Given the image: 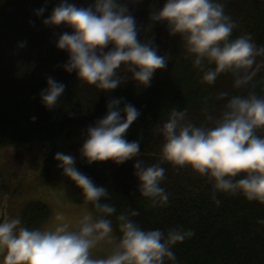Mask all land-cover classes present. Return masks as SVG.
Here are the masks:
<instances>
[{
    "label": "clouds",
    "instance_id": "obj_1",
    "mask_svg": "<svg viewBox=\"0 0 264 264\" xmlns=\"http://www.w3.org/2000/svg\"><path fill=\"white\" fill-rule=\"evenodd\" d=\"M140 2L93 0L88 7H77L60 0L42 23L52 29L61 25L71 29L55 40V47L68 56L62 69L75 72L81 84L106 94L129 80L138 89L149 88L154 74L167 67L169 58L159 54L153 37L139 38L146 26L137 23L129 6ZM46 7L37 9L35 16L42 17ZM157 24L165 25L169 37H179L187 57L203 73L202 83L214 85L221 74L230 73L234 87L243 88L260 70L256 58L264 56V46H257L248 34L233 38L237 25L226 14L222 0H163L162 5L149 9L147 25ZM18 47H26V42ZM46 85L39 98L51 111L66 85L52 76L46 78ZM227 96L221 92L216 98ZM106 109V115L88 127L80 157L88 165L111 161L119 166L135 160L138 192L152 207L169 204V194L161 186L163 163L207 177L217 192L264 205V97L254 92L232 96L218 118L204 108L211 127L193 124L187 109L172 108L166 121L156 126L164 142L160 163L152 165L139 158L140 140L126 139L140 111L122 98L110 99ZM53 159L97 215L86 212L72 225L58 214L53 225L44 229L25 227L19 217L0 219V264H177L174 246L191 239L192 230L176 227L165 233L141 228L133 219L139 215L136 209L129 207L117 214L114 204L102 202L111 199L108 190L83 174L75 166L74 156L57 152ZM113 216L120 232L118 243L110 255L93 258V249L113 241ZM258 223L264 224V220Z\"/></svg>",
    "mask_w": 264,
    "mask_h": 264
},
{
    "label": "trees",
    "instance_id": "obj_2",
    "mask_svg": "<svg viewBox=\"0 0 264 264\" xmlns=\"http://www.w3.org/2000/svg\"><path fill=\"white\" fill-rule=\"evenodd\" d=\"M88 1L69 0L77 7ZM59 2L0 0V149L79 135L106 115L110 99L122 98L140 111L138 119L127 130L126 139H139V158L145 165H152L160 163L164 142L156 126L166 121L172 108L187 109L193 124L211 127V122L205 119L204 108L218 118L232 96L246 97L254 92L264 97V56L256 58L260 70L246 87L235 88L230 73L221 74L214 85L202 83L203 73L193 66L179 37H169L163 24L147 25L150 7L162 5L163 0H147L143 7L145 15L137 19L139 25L146 26L139 38L153 37L159 54L169 58L167 67L154 74L151 86L138 89L129 80L107 94L85 86L75 72L68 74L62 69L68 56L52 45L49 48L54 29L45 27L42 21ZM222 2L226 14L237 25L233 38L248 34L257 46H264V0ZM45 4L44 15L37 18L35 11ZM20 42H26V47L19 48ZM21 59L26 62L16 63ZM49 64L51 70L47 69ZM127 75L130 78L131 74ZM48 76L66 85L57 107L51 111L42 106L39 98L40 91L47 86ZM221 92L228 96L218 100L216 97ZM47 151L46 163H50L48 159H53L54 153L51 149ZM134 163L135 160H130L117 166L106 161L88 165L79 157L76 167L96 185L108 190L111 199L102 202L114 204L117 214L129 207L136 209L139 215L133 219L141 228L160 229L165 233L176 227L192 230L195 235L191 239L174 246L177 264H264V224L258 223L264 220V205L249 202L241 195L217 192L207 177L187 167L177 169L163 163L165 178L161 186L169 194V204L154 208L138 192ZM56 164L53 159L50 165ZM42 177L50 179L47 168ZM93 213L97 215L94 209ZM50 214L45 204L34 202L22 209L20 218L23 226L36 229ZM111 219L118 243L117 221L115 216Z\"/></svg>",
    "mask_w": 264,
    "mask_h": 264
},
{
    "label": "rangeland",
    "instance_id": "obj_3",
    "mask_svg": "<svg viewBox=\"0 0 264 264\" xmlns=\"http://www.w3.org/2000/svg\"><path fill=\"white\" fill-rule=\"evenodd\" d=\"M146 1L142 0L139 4L129 6L136 19L145 15L143 7ZM92 3L93 0H90L78 7H88ZM64 31L71 32V29L61 25L53 30L49 48L51 45L56 48L55 40ZM63 54L67 56L66 52ZM24 62L26 59L17 60L16 63ZM51 67L49 64L47 69L51 70ZM86 133L87 131H83L79 135L61 137L46 143L0 149V219L19 217L23 206L30 202H41L51 210V218L40 229L51 227L58 214H63L72 225L86 212L93 214L92 206L84 204L77 186L62 175V170L57 168V164L50 165L53 159L49 158L50 163H46L48 149H51L54 155L57 152L71 154L77 163L79 150L87 138ZM45 168L48 170L49 181L41 177ZM112 235V243H102L92 250L93 258H104L111 254L117 244L114 231Z\"/></svg>",
    "mask_w": 264,
    "mask_h": 264
}]
</instances>
